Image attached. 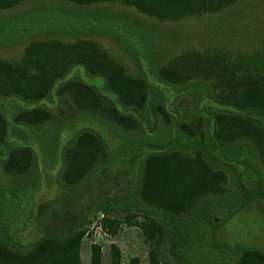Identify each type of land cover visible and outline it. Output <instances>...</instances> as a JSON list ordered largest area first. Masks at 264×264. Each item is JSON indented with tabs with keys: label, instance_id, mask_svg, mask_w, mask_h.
<instances>
[{
	"label": "trees",
	"instance_id": "16d2710c",
	"mask_svg": "<svg viewBox=\"0 0 264 264\" xmlns=\"http://www.w3.org/2000/svg\"><path fill=\"white\" fill-rule=\"evenodd\" d=\"M21 1L0 0V10ZM66 1L76 5L117 1L163 21L218 12L236 0ZM44 32L76 37L71 41L33 38ZM97 32L109 33L129 48L141 62L146 78L126 73L120 63L86 36ZM28 38L32 39L25 43L18 59L0 58V97L29 103L45 99L52 89L56 96L66 92L80 109H101L106 104L103 110L113 123L125 130L141 127L143 136L148 138L119 157L114 155L116 147H110L103 135L83 129L75 134L71 145L55 155L59 166L50 178L55 157L52 167L48 165L51 158L43 163L40 157L48 134L41 132L38 137L36 133L37 126L49 119V110L31 107L9 116L0 111L2 170L23 175L34 164L38 166L32 179L34 192L42 185L43 174L55 189L52 196L44 199L37 200V193H32V202L26 207L31 212L8 216L0 213V264H80V239L95 212L102 213L101 227L109 235L117 233L120 222L136 225L150 246L147 264H161V253L174 264H197L192 257L197 254V247L192 243L204 226L216 231L250 200L264 201V184L254 174L250 159H232L223 151L226 142L248 136L257 144L264 161V78L251 73L253 62L258 58L257 63L264 64L263 57L252 55L249 59L239 54L214 57L185 52L151 69L148 36L126 20L60 10L34 11L13 20L0 19V44ZM72 67H80L87 77H100L103 92L83 79H65ZM201 78L212 81L214 86L210 92L199 88L215 107L210 106L212 110L205 112L210 120L208 140L200 129V119L192 124L179 120L166 98L156 93L157 90L162 93L171 84ZM160 118L169 123L171 137L162 142L150 141ZM93 120L100 121L98 117ZM110 131L122 138L113 128ZM179 133L191 140L181 141ZM55 135L54 143L60 144ZM54 147L57 150L58 145ZM249 149L244 144L239 150L252 156ZM211 160L235 169L240 165L244 193L238 194L237 205L214 223L201 212L184 218L197 198L221 189L226 180L225 172L212 167ZM137 215H142L141 220H135ZM28 222L33 227L32 236L21 242L16 234ZM235 251L238 256L233 264H264V249L235 244L229 252ZM89 264H101V251L96 244L90 245ZM108 264H121L120 250L114 244L109 246ZM127 264H139L138 256H131Z\"/></svg>",
	"mask_w": 264,
	"mask_h": 264
},
{
	"label": "rangeland",
	"instance_id": "374dc122",
	"mask_svg": "<svg viewBox=\"0 0 264 264\" xmlns=\"http://www.w3.org/2000/svg\"><path fill=\"white\" fill-rule=\"evenodd\" d=\"M41 10H60L69 14L77 12L84 16L110 17L129 21L148 36L151 44L150 54L148 55L151 69H156L185 52L207 53L214 57H221L220 55L236 56L239 54L242 58L251 59L252 55H260L257 57L264 58V0H236L230 6L218 12L163 21L144 15L133 7L117 1H99L76 5L66 0H22L20 4L12 8L0 10V19L13 20ZM86 36L97 42L110 57L120 63L126 73L132 76L145 77L141 62L116 37L105 32L91 33ZM47 37L71 41L76 36L56 32H44L33 36L34 39ZM30 39L32 38L17 43L0 44V58L11 61L18 59L25 43ZM242 55L246 56L243 57ZM257 62L258 58H256V62H253L255 65L251 66L253 69L251 73L257 78L259 76L264 78V64L259 65ZM250 64H252V61H250ZM182 65L183 63L181 67ZM71 78L83 79L95 86L100 92H103L102 79L98 76H85L80 67H72L69 70L65 79ZM166 87V89H162V93L158 90L156 93L166 98L174 111L175 117L179 120L192 124L200 119V129L208 140L210 120L205 112L215 107L203 96L202 90H199V88L201 87L210 92L211 89H214L212 81L205 78L191 79L184 83L171 84ZM54 90L52 89L45 99L37 102L25 103L16 98L0 97V111L7 116L31 107H42L49 110V119L37 126L36 133H38V137L41 132L48 134L44 140V147L42 148L44 151L40 154V157H43V163L47 161V158H51L48 163L50 167L53 166V157H55L56 164L52 171L49 170L51 173L48 174L50 178L54 173H57L59 151L71 145L75 134L83 129H89L103 135L108 140L110 147H116L114 155L117 154L119 157L128 154L136 145L148 138L145 135L143 136L144 130L141 127L134 130H125L113 123L103 110L106 104L103 103L101 109H80L76 107L66 92L56 96ZM95 117H98L100 121L95 122L93 120ZM172 120L170 118L169 121ZM110 128L118 132L122 138L116 137L114 133L112 134ZM56 130L59 131L53 134ZM171 132L169 123L167 124L160 118L158 128L150 141L162 142L171 137ZM55 134H57V141L60 144L54 143L56 142ZM179 135L181 141L189 142L191 140L183 133H179ZM244 144L250 147L249 150L253 151L252 156L254 158L249 154L246 156L244 151L239 150L240 146ZM55 145H58L57 150L54 147ZM54 148L56 151H53ZM258 149L255 141L251 137L245 136L235 141L226 142L223 151L226 156L232 159H250L254 174L259 176L264 184V161ZM56 154L58 155L55 156ZM209 162L212 167L225 172L226 180L221 189L197 198L193 202L192 209L185 213L184 218L198 215L201 212L200 214L206 215L209 222L214 223L215 220H221L229 209L237 205L238 194L244 193L240 165L235 169L233 166L219 161L211 160ZM113 165L118 164L114 163ZM37 172L38 166L33 164L23 175H12L5 173L0 165V213L8 216L20 211L31 212L32 209L26 207L32 202V193L34 195L37 193V200L53 195L55 189L50 186V179L45 180V174L41 175L42 185L37 187L36 193L34 192L35 181L32 182V179ZM99 213L95 212L91 217L90 224L84 227L83 239L86 249L83 248L82 251L83 262L86 263L84 252L87 251V245L89 246L92 243L90 241L94 240V244L98 245L101 251V264H108L109 246L112 240L120 250L122 264H126L131 256H138L140 259L139 264H147V253L150 246L144 241L140 229L134 224L120 222L115 237H111L107 233L103 234L101 230L105 232L106 230L101 227L102 217ZM28 215L29 213L26 214V217ZM121 215L119 213V216ZM141 216L137 215L135 220H141ZM27 225L16 234L18 238H21V242H24L25 237L32 236V224L28 222ZM209 227L204 226L199 238L193 240L192 245L195 249L197 247V254L192 255L195 262L197 264H217L216 262L218 264H233L238 253L229 251L235 244H240L242 247L264 249V201L250 200L241 210L231 215L218 230L212 232ZM10 228L12 230L13 226ZM220 258L226 259L222 261ZM160 259L161 264H174L162 253Z\"/></svg>",
	"mask_w": 264,
	"mask_h": 264
},
{
	"label": "crops",
	"instance_id": "0c3cea01",
	"mask_svg": "<svg viewBox=\"0 0 264 264\" xmlns=\"http://www.w3.org/2000/svg\"><path fill=\"white\" fill-rule=\"evenodd\" d=\"M84 234H85V232L83 233V235H82V237H81V239H80V251H79V257H80V264H89V250H90V245L91 244H94L95 242H94V240H91L90 242H92L89 246L87 245V251L86 252H84V255H86V263H84L83 262V260H82V258H83V254H82V251H83V248H85L86 249V247H85V245L86 244H84V239H83V236H84ZM117 234V233H116ZM115 234V235H116ZM109 235V234H108ZM115 235H109V236H111V237H115ZM94 236V235H93ZM110 243L111 244H114V241H110ZM115 245V244H114ZM109 262V261H108ZM139 263H140V259H139ZM121 264H122V259H121ZM127 264V263H126Z\"/></svg>",
	"mask_w": 264,
	"mask_h": 264
},
{
	"label": "built area",
	"instance_id": "2783aa9c",
	"mask_svg": "<svg viewBox=\"0 0 264 264\" xmlns=\"http://www.w3.org/2000/svg\"><path fill=\"white\" fill-rule=\"evenodd\" d=\"M99 214H100V216L102 217V213L100 212ZM101 231H102L103 234H106V233H107V232H105L104 230H101Z\"/></svg>",
	"mask_w": 264,
	"mask_h": 264
}]
</instances>
